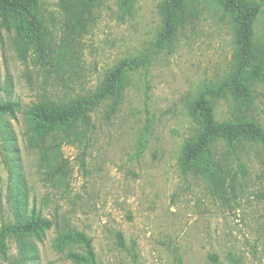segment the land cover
<instances>
[{
  "label": "rangeland",
  "instance_id": "374dc122",
  "mask_svg": "<svg viewBox=\"0 0 264 264\" xmlns=\"http://www.w3.org/2000/svg\"><path fill=\"white\" fill-rule=\"evenodd\" d=\"M38 1L46 61L31 49L22 53L15 30L0 21V102L20 105L1 118L19 151L11 153L0 133V239L14 222L6 200L14 160L30 187L31 208L53 226L39 237L5 236L0 264H78L69 254H85L81 245L55 247L71 230L92 239L96 264H264V143L234 150L218 142L222 184L185 174L180 165L195 133L190 108L233 66L229 15L214 2L191 4L168 52L152 47L167 0H130L126 7L123 0H100L82 35L68 30L67 0ZM253 1L261 7L254 31L264 61V0ZM139 56L147 64L127 73L113 115L109 100L92 113L82 142L58 137L37 146L25 116L29 106L91 95L111 69ZM253 94L248 108L228 94L207 98L218 122L242 117L264 133V79ZM22 242L34 250L29 260L20 256Z\"/></svg>",
  "mask_w": 264,
  "mask_h": 264
},
{
  "label": "trees",
  "instance_id": "16d2710c",
  "mask_svg": "<svg viewBox=\"0 0 264 264\" xmlns=\"http://www.w3.org/2000/svg\"><path fill=\"white\" fill-rule=\"evenodd\" d=\"M100 0H67L63 8L69 15L68 30L75 35L87 31L92 11ZM130 0H123L126 7ZM214 2L230 17L234 31L235 50L233 66L229 74L219 84H209L190 108V117L195 124V133L186 141L180 159L183 173L202 176L207 180L224 183L225 168L215 158L214 146L225 141L234 150L244 144L264 143L262 129L252 120L242 117L232 121L218 122L208 97L218 98L224 94L243 107L253 103V86L264 79V61L255 40V21L261 7L253 0H167L161 8L163 29L152 43L158 51L173 50L179 28L188 19L191 4ZM0 21L7 29H14L18 47L22 53L28 49L39 60L46 61L47 46L45 28L40 16L38 0H0ZM147 64L145 56L126 59L111 69L105 76L100 88L93 94L79 97L68 103L38 102L25 111L29 131L40 148L50 138H61L74 143L82 142L92 128V113L105 102L111 100L108 113L113 115L122 102L127 73L138 71ZM7 88V87H6ZM1 89V88H0ZM7 90V89H6ZM1 91V90H0ZM20 109L16 101L0 102V133L6 143L18 153L16 136L12 126L2 116L15 115ZM43 148V147H42ZM10 165V181L6 200L14 222L1 229L0 250L5 249L4 237L14 235L18 238L39 237L53 226V222L43 216L35 207L31 208L30 187L24 175L16 165ZM120 244L124 241L118 235ZM67 245H81L85 254L71 252L69 258L78 264H96L92 239L84 233L71 230L61 235L55 243L57 250ZM31 245L20 244V256L25 260L32 257Z\"/></svg>",
  "mask_w": 264,
  "mask_h": 264
}]
</instances>
